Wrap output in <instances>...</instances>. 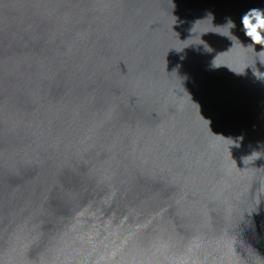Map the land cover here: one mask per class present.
Returning <instances> with one entry per match:
<instances>
[{"label":"water","instance_id":"95a60500","mask_svg":"<svg viewBox=\"0 0 264 264\" xmlns=\"http://www.w3.org/2000/svg\"><path fill=\"white\" fill-rule=\"evenodd\" d=\"M264 0H0V264H264Z\"/></svg>","mask_w":264,"mask_h":264},{"label":"clouds","instance_id":"9594fccd","mask_svg":"<svg viewBox=\"0 0 264 264\" xmlns=\"http://www.w3.org/2000/svg\"><path fill=\"white\" fill-rule=\"evenodd\" d=\"M242 24L245 27V34L251 37L255 44L264 46V11L251 10V15L242 17ZM264 54V49L260 51Z\"/></svg>","mask_w":264,"mask_h":264}]
</instances>
